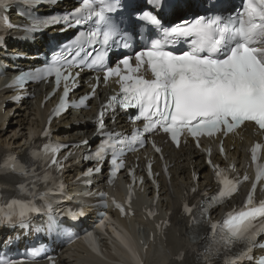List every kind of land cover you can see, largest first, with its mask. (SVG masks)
<instances>
[{"label": "snow or ice", "instance_id": "obj_1", "mask_svg": "<svg viewBox=\"0 0 264 264\" xmlns=\"http://www.w3.org/2000/svg\"><path fill=\"white\" fill-rule=\"evenodd\" d=\"M22 2L30 23L13 25L5 19L4 27L7 30L16 27L34 36L57 25L61 26V31L73 27L85 29L78 30L72 41L62 46L59 55L53 54L50 62L20 70L9 85L10 88H23L29 82L51 79L54 80L55 89L49 98L54 97L63 86L59 102L49 117V127L43 130L44 138L51 135V121L76 105V102L69 100V94L78 86L80 71L77 69H102L103 80L107 82L114 78L113 82L118 85V92L107 99L98 113L94 135H102L101 143L94 153L89 152L86 156V159L94 160L99 166L88 169L85 175L100 173L103 164L110 162L109 175L114 178L125 167L123 156L126 152L144 148L148 137L156 133L167 135L177 147L183 137L185 142L190 139L198 148L202 146V137L226 136L243 126L251 125L264 133V0H242L241 7L226 17L209 10L167 26L163 23L162 11L138 12L136 18L145 21V26L155 35L148 37V46L135 52L134 63L132 56L125 55L115 66L106 64L109 49L113 45H120L122 40L123 47L127 48L130 44L124 38L126 34L111 23L106 13L121 8V0H78L77 6L68 12L46 15H33V10L41 4L54 5L59 0ZM152 3L161 9L169 7L167 0H152ZM10 5L11 0H0V9L10 11ZM181 45L186 47L177 51ZM98 87V83L90 85V93L79 98V105L84 106L86 100L95 98ZM19 98L16 97L13 102ZM117 107L123 110L137 109L134 120L142 126L127 135L107 131L104 117L108 110L115 112ZM82 143L86 145L89 142L84 140ZM68 147L45 143L42 149L31 153L30 160H43L45 165L60 171L63 165L57 156ZM152 147L156 153H162L154 141ZM261 150H264V144L257 142L252 146L253 162L258 161ZM220 151L224 152L223 144ZM207 163L214 169L220 186L216 195L199 206L200 217L210 222L211 207L219 206L233 197L238 192L240 182L230 179L227 170L214 165L211 159ZM3 164L10 172L29 175V165L20 163L12 154L7 155ZM232 167L234 170L235 166ZM31 174L35 175V169H31ZM130 175H135L134 170H130ZM148 175H153L151 164H148ZM248 179L247 175L243 177L244 181ZM48 180V174L45 173L44 181ZM261 183H264V166L257 163L252 191L243 206L229 211L219 224H211V243L204 249L206 259H210L213 254L230 253L237 245H241L238 254L226 259V264H242L244 260L254 264L252 253L259 237L264 236V200L257 202L254 199L255 190ZM19 188L24 190L25 185L21 184ZM32 189L27 193L29 199L14 197L0 204V225L11 224L14 228L22 226L28 223L31 214L40 211L35 203V182ZM46 196L47 193H42L39 198L43 200ZM131 199L130 190L129 205ZM115 206L121 214H127L123 205L117 203ZM194 210V207L185 204L186 214L192 215ZM79 211L82 215L83 209ZM197 222V217L193 216V224ZM60 228L56 218L52 217L47 230L57 233ZM121 243L135 255L126 240L122 239ZM90 245L95 250V241L91 238ZM259 247L264 249V244ZM39 254V248L31 249L33 257H39ZM46 258L50 261L53 259L50 255ZM0 264L17 262L0 259ZM260 264H264V258H261Z\"/></svg>", "mask_w": 264, "mask_h": 264}, {"label": "bare ground", "instance_id": "obj_2", "mask_svg": "<svg viewBox=\"0 0 264 264\" xmlns=\"http://www.w3.org/2000/svg\"><path fill=\"white\" fill-rule=\"evenodd\" d=\"M57 8H60L57 7ZM41 11V10H40ZM16 19V16H14ZM46 42H37L34 49L45 50ZM10 46V45H9ZM24 45L14 44L10 47L8 53H14L17 51H29ZM7 53L3 50L0 51V61H6L5 55ZM37 53H31L35 55ZM26 66V64L21 63ZM8 90H0V160L9 152L24 155L32 140L37 139V135L40 133L43 124L47 117L46 111H41L37 105L32 103H25L22 106H10L7 102L9 95ZM6 106L7 111L3 113V108ZM14 111V114L11 113ZM89 117L90 113L84 114L74 113L66 116L60 125L54 124V137L67 136L71 140L82 139L84 134L89 129ZM74 123H80L74 126L71 130L65 129V127L72 126ZM93 130L88 132L92 133ZM238 147V144H235ZM237 151L234 152L236 154ZM168 158L173 166L170 168L171 178L166 181L162 176L159 178L161 182L160 198L157 204V211L159 219H164L168 212L170 214L171 226L168 228L165 235L166 240L160 239L156 243L151 244L149 250L145 255L146 264H202L200 263L198 237L196 234H191L189 228V219L181 214V202L180 197L186 189L194 186L193 184V171L201 174V180L198 183V192H195L191 196V201H194L200 192L211 186V177L207 173V168L203 163V158L192 149H183L180 152L169 153ZM81 165L76 164L73 167V173L79 171ZM71 175L69 171L68 176ZM5 181V185L11 190L14 188V181L12 177L0 178ZM196 186V185H195ZM146 199H153V190L150 189L146 195ZM150 202L147 200L138 201V208L148 207ZM121 223L126 229H128L134 237L140 234V229L147 226L141 218L130 220L129 223L126 220H122ZM205 230H203L199 236L205 238ZM194 235V236H193ZM193 237H196L193 240ZM120 241L122 239H128L125 235H120ZM140 239V238H138ZM101 257L96 256L85 247L82 242L74 245V249L65 250L60 256V264H126L127 255L121 247L109 238H103L100 241ZM184 254L183 260H179ZM214 264H218L215 262Z\"/></svg>", "mask_w": 264, "mask_h": 264}]
</instances>
